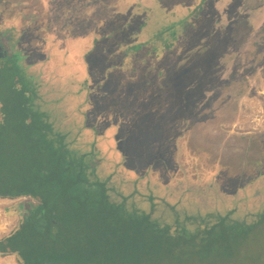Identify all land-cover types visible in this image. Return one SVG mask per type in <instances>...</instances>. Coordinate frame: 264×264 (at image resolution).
Segmentation results:
<instances>
[{
  "label": "rangeland",
  "instance_id": "obj_1",
  "mask_svg": "<svg viewBox=\"0 0 264 264\" xmlns=\"http://www.w3.org/2000/svg\"><path fill=\"white\" fill-rule=\"evenodd\" d=\"M185 1L0 0V45L8 59L14 57L20 62L0 63V157L7 159L5 164L0 159L1 192L17 193L22 186L20 182L27 180L31 184L39 178L42 154L38 143L33 139L27 142V125L14 127L23 119L22 115L29 125L36 124L39 117L31 108L35 103L40 109L38 114L49 117L56 131L68 133V140L78 136L73 145L75 150L87 152L93 143L98 148L96 139L101 134L98 128L113 134L115 148L112 143H106L108 148L101 149L98 159L108 157L113 149L123 151L120 150L123 146L134 161L143 149L150 157L156 151L163 157L176 154L188 164V189L182 176L176 173L178 178L171 190L182 199L203 208L212 206L214 201L207 195L209 191L204 183L211 189L213 182L218 189L213 188L216 194L211 192L223 199L224 209L253 212L262 204L264 0H206L200 20L194 22L195 27H200L199 34L192 37L190 33L180 42L183 45L178 53L163 62L154 60L141 66L136 74L130 70L134 67L132 60L125 65L126 69H120L113 62L115 58L112 61L105 56L107 46H117L120 37L125 45H131L149 41L148 36L158 30L155 27L157 30L152 28L144 35L136 34L134 26L141 21L137 16L143 5L150 8L148 17L161 22L171 14L187 17L197 5ZM175 6L178 10L174 11ZM111 16L108 24L113 26L110 31L113 36L109 39L102 30L101 19ZM200 22L205 26L201 27ZM25 80L33 83L37 97L35 88ZM10 104L21 108L17 107V120L9 127L5 117L11 113ZM82 126L85 131H80ZM15 129L20 130V136L15 134ZM142 132V138H137ZM145 135L151 138L147 148ZM133 142L138 146L133 148ZM47 148L48 162L57 163L59 151L53 150L50 143ZM100 161L91 163L104 177L112 165L104 168ZM64 166L67 174L77 171L75 175L80 174V183L85 182V173L77 163L69 161ZM215 168L220 170L216 175ZM183 170L180 166L178 171ZM50 181L58 190L43 189L42 196L55 200L62 220L66 221L63 230L42 226L40 244L32 250L33 255L27 252L31 263L172 264L168 259L135 257L134 249L129 254L126 244L117 237L114 241L113 231L127 222L124 217L119 221V213L111 208L102 213L92 191L76 190L79 181L70 182L68 186L73 187L67 186L66 191L58 185L60 180L52 177ZM124 189L127 194L130 184ZM36 205L38 202L32 197H18L0 202V210L7 208L17 215L18 229L24 210ZM80 205H85L91 215L68 219L67 213L75 208L79 210ZM0 220L1 238L16 221L8 217ZM260 254L263 257L258 262ZM244 256H248V264H264V230L254 236ZM11 262L19 264L14 257L0 260V264ZM236 263L245 264L242 259Z\"/></svg>",
  "mask_w": 264,
  "mask_h": 264
},
{
  "label": "trees",
  "instance_id": "obj_2",
  "mask_svg": "<svg viewBox=\"0 0 264 264\" xmlns=\"http://www.w3.org/2000/svg\"><path fill=\"white\" fill-rule=\"evenodd\" d=\"M157 1L160 3L161 0ZM195 1H185L189 5H197L187 17L178 18L177 14H171L170 18L162 19L161 22L157 20L154 22L152 17H148L150 8L147 5H143L140 15L137 16V19L141 21L134 26L137 31L136 34L138 36L140 34L144 35L145 31H151L152 28L157 30L158 28V30H163L160 33L161 35L157 30L154 34L148 36L149 41H138L131 45H125V41L123 42L120 37L117 46H107L105 56L110 60L115 58L112 61L116 62L120 69H126L127 66L125 65L132 60L133 64L131 66L134 67H130V70L136 74L139 67L150 65V62H154V60L163 62L169 56L178 53L183 45L180 42L184 38H187L190 33L192 37L195 34H199L200 27H195L194 22L200 20L203 4L206 0L196 1V3ZM185 2H181V4H186ZM172 8L174 11L175 8L178 10L177 6ZM168 12H171V10L169 9ZM191 15H194L193 18H191ZM112 18L113 16L101 19V24L104 28L102 30L107 32L105 36L109 39H112L111 37L113 36V33L110 34L113 26L110 23L108 24ZM190 18L192 21H190ZM200 23L201 25L205 24L204 22ZM204 26L202 25L201 27ZM169 29H171V34H168ZM176 33L178 34V39ZM117 35H120V33L117 32ZM102 36L100 35V37ZM150 41H153L152 44H149ZM7 62L20 63L14 57L0 59V63ZM119 68L115 67L116 70H119ZM15 69H17L16 66ZM19 70H21L23 75L24 68ZM25 81L34 87L33 83ZM35 95L37 97V91ZM17 107L21 108V106L12 107L11 104L8 107L11 113L5 119L9 127L12 122L17 120V116H15ZM31 108L36 111L39 117L36 124L33 122V124L30 123L29 125L26 122L25 115H22L23 119H19L14 127L27 125V142L33 139V142L38 143V151L42 154L39 178H35L34 183L32 182L31 184L27 183V180L20 182L23 188L21 186L20 191L17 193L9 194L0 191V197L14 199L30 196L38 202V205L32 209H25L26 216L31 217L32 220L24 221L22 219L20 226L12 235L0 240V255H13L19 264H33L30 262L32 258L27 257V252L33 255L32 250L40 244L41 241L38 237H41L40 232H43L42 226H47L46 228L49 229H64L66 220H62L63 215H60V211L57 210V203L54 202L55 200L53 201L48 197L45 198L42 195L44 193L43 189L58 190L53 181L49 182L52 177L55 178V181L57 179L60 180L58 185H61L63 190L67 188L70 182L74 183L76 181V184L79 181L80 174L78 176L75 175L77 171L67 174V171L64 170V163L67 166L69 161H73L85 173L83 176L85 182L81 184L79 181V188H76V190L79 193L92 191V196L95 202L99 203L98 206L102 213H105L108 207L115 213H119V221H122L121 217H124L127 222L122 224L124 228L121 226V228L113 231L111 237L114 241L117 237L121 243L126 244L130 248L129 254L134 249L135 257L168 259L172 264H237L238 259H242L243 263L248 264V256L247 258L244 256L246 247L256 234L264 230V198L262 204L253 212L224 209L222 206L223 199L214 195L216 193L213 188L217 190L218 187L213 186L214 183L212 182L210 189L206 182L204 185L209 191L207 195L214 201V204L203 208L197 203L182 199L180 195L179 197L176 196L171 191L173 182L179 175L182 176L186 189H188V164L180 161L176 154L171 153L170 157H163L159 151H156V154L150 157L146 150L143 149L141 155L134 161L131 155L128 156L122 145L123 151H119V148L117 150L112 148L113 152L108 157L98 159L100 158L101 149L96 148L94 143L87 152L75 150L73 145L79 140L77 135L72 140H68V133L63 134L56 131L49 117L45 114H38L40 109L35 103L31 104ZM19 129H15V134L20 136ZM80 131H85L83 126ZM143 134V132L140 133L137 138H142ZM79 135V137H83L82 133ZM3 138L7 140L6 137ZM150 139L149 136L146 137L145 135L146 148ZM48 143L54 148L53 150L59 151L58 157L60 160H56L58 161L57 163H51L47 160L49 157L47 154ZM136 146L138 145L133 142L132 147ZM137 148V152H140V147ZM12 153L15 155L14 149ZM5 157L7 158V155ZM106 158L109 159L105 161ZM2 160L4 164L7 161V159ZM97 160H101L100 163L103 162L102 166L104 168L108 167L109 164L112 165V169L104 177L99 175L98 167L91 163ZM180 166H183V171H178ZM190 172L192 173V165H190ZM218 172L220 170L215 168L214 175ZM176 173L178 176L175 177ZM115 178H118L119 181H115ZM64 184L66 187H63ZM128 184H130L131 189L126 194L124 193V186ZM156 185L160 186V188H156ZM201 194H203L202 191ZM171 195L176 197V200ZM98 198L101 199L96 201ZM80 206L83 209L80 208L78 210L75 208L74 211L67 213L68 219L76 220L81 216L87 217L91 215L90 210L85 205ZM110 223L113 226L112 221ZM117 226H120V223H117ZM27 231L32 232L28 234ZM262 257L263 254H260L258 262L262 260Z\"/></svg>",
  "mask_w": 264,
  "mask_h": 264
},
{
  "label": "crops",
  "instance_id": "obj_3",
  "mask_svg": "<svg viewBox=\"0 0 264 264\" xmlns=\"http://www.w3.org/2000/svg\"><path fill=\"white\" fill-rule=\"evenodd\" d=\"M6 59H8V58H6ZM98 130V132L99 133H101L100 134V136L96 139V141L98 142V148L99 149H103V148H108V147H106L105 145H106V143H112L113 144V147L115 148V145H116V143H115V141H114V138H113V134H110V133H108V132H103V130H102V132L99 130V128L97 129ZM114 132V131H113ZM103 134H108V135H106V136H103ZM122 146V145H121ZM110 147V146H109ZM110 149V148H109ZM121 150H123V147H121ZM107 159H109V158H107ZM111 160V159H110ZM113 161V160H112ZM117 161V160H116ZM22 197H26V196H22ZM30 197V196H29ZM14 199H16V198H14ZM10 199L9 198H1L0 197V202H5V201H9ZM0 217L2 218H10V221H11V219H15V221L16 222H14V224H13V228L9 231V233H6V235H4V236H2L1 238H0V240H2V239H4V238H6V237H8V236H10V235H12L17 229V226H18V222H19V219H18V217H17V215L15 214V215H13V212H11V210H8L7 211V208H4L3 210H0ZM1 221V220H0ZM10 221H9V223H10ZM3 225V224H2ZM15 258V261L17 262V259H16V257L15 256H13V255H6V256H3V255H0V260L1 259H3V260H6V259H9V260H11V258ZM14 263V262H13Z\"/></svg>",
  "mask_w": 264,
  "mask_h": 264
},
{
  "label": "water",
  "instance_id": "obj_4",
  "mask_svg": "<svg viewBox=\"0 0 264 264\" xmlns=\"http://www.w3.org/2000/svg\"><path fill=\"white\" fill-rule=\"evenodd\" d=\"M7 58V53L4 50L3 46L0 45V59H6Z\"/></svg>",
  "mask_w": 264,
  "mask_h": 264
},
{
  "label": "flooded vegetation",
  "instance_id": "obj_5",
  "mask_svg": "<svg viewBox=\"0 0 264 264\" xmlns=\"http://www.w3.org/2000/svg\"><path fill=\"white\" fill-rule=\"evenodd\" d=\"M26 197H29V196H26ZM6 198H7V197H6ZM22 219H24V221L32 220L31 217H27V216H26L25 210H24V212H23V216L20 217V220H21V221H22ZM11 263H12V262H11ZM12 264H13V263H12Z\"/></svg>",
  "mask_w": 264,
  "mask_h": 264
}]
</instances>
